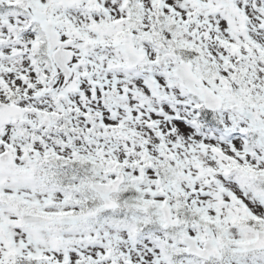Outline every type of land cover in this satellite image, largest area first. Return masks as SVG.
Returning a JSON list of instances; mask_svg holds the SVG:
<instances>
[{
    "label": "snow or ice",
    "instance_id": "obj_1",
    "mask_svg": "<svg viewBox=\"0 0 264 264\" xmlns=\"http://www.w3.org/2000/svg\"><path fill=\"white\" fill-rule=\"evenodd\" d=\"M0 264H264V0H0Z\"/></svg>",
    "mask_w": 264,
    "mask_h": 264
}]
</instances>
